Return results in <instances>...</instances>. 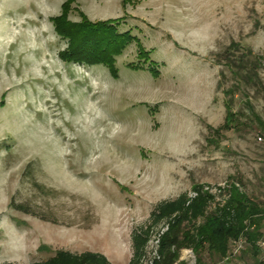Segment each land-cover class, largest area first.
Returning <instances> with one entry per match:
<instances>
[{"label":"rangeland","instance_id":"rangeland-1","mask_svg":"<svg viewBox=\"0 0 264 264\" xmlns=\"http://www.w3.org/2000/svg\"><path fill=\"white\" fill-rule=\"evenodd\" d=\"M63 1L0 0V263L129 264L134 229L194 184L220 201L234 182L264 209V0H74L68 21L130 37L115 74L61 56ZM252 62L256 83L237 74ZM194 263L183 249L176 264Z\"/></svg>","mask_w":264,"mask_h":264},{"label":"trees","instance_id":"trees-1","mask_svg":"<svg viewBox=\"0 0 264 264\" xmlns=\"http://www.w3.org/2000/svg\"><path fill=\"white\" fill-rule=\"evenodd\" d=\"M73 1L64 0L61 13L51 18L56 32L69 38L66 51H63L61 56L66 61L102 64L115 74L114 56L121 51L130 37L116 33L112 27L115 19L90 22L81 14L82 21H68L67 11ZM239 67L244 68L243 60L239 62ZM245 68L247 69L242 73H237L239 78L256 83L255 63H249ZM226 104L227 113L223 126L229 127L235 118L229 111V103ZM191 192V195L183 192L176 198L161 201L150 213L148 223L134 229L131 234L132 256L129 264L143 263L147 244L152 237L156 239V249L149 259V264H176L183 249H189L195 254L194 264H212L204 257L206 254L208 257L220 258V264H245L241 261V255L246 251L253 254L251 264H264V249L260 246L261 243L264 245V233L260 228L264 209L256 201L240 190L234 182L219 187L220 201H216V196L199 184L192 185ZM212 204L214 206L211 209ZM160 224L163 226L155 230ZM239 239L243 240V246L233 254L232 244ZM29 264L111 262L98 252L72 253L57 250L46 260Z\"/></svg>","mask_w":264,"mask_h":264},{"label":"built area","instance_id":"built-area-1","mask_svg":"<svg viewBox=\"0 0 264 264\" xmlns=\"http://www.w3.org/2000/svg\"><path fill=\"white\" fill-rule=\"evenodd\" d=\"M263 244V243H261ZM243 246V240L239 239V240H235L234 243L232 244V253H236L241 247ZM155 253V252H154Z\"/></svg>","mask_w":264,"mask_h":264},{"label":"bare ground","instance_id":"bare-ground-1","mask_svg":"<svg viewBox=\"0 0 264 264\" xmlns=\"http://www.w3.org/2000/svg\"><path fill=\"white\" fill-rule=\"evenodd\" d=\"M92 129V128H91Z\"/></svg>","mask_w":264,"mask_h":264}]
</instances>
